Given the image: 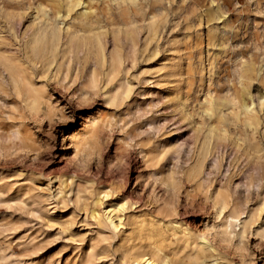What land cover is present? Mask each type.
<instances>
[{
    "label": "rangeland",
    "instance_id": "rangeland-1",
    "mask_svg": "<svg viewBox=\"0 0 264 264\" xmlns=\"http://www.w3.org/2000/svg\"><path fill=\"white\" fill-rule=\"evenodd\" d=\"M152 244L264 264V0H0V264Z\"/></svg>",
    "mask_w": 264,
    "mask_h": 264
},
{
    "label": "bare ground",
    "instance_id": "bare-ground-1",
    "mask_svg": "<svg viewBox=\"0 0 264 264\" xmlns=\"http://www.w3.org/2000/svg\"><path fill=\"white\" fill-rule=\"evenodd\" d=\"M61 32V31H60ZM50 36L51 37H54L55 34L53 33V31L51 30L50 32ZM117 210V209H116ZM108 218V221L111 223L112 222V219L110 217H107ZM121 221V220H120ZM115 222V221H114ZM186 223V222H185ZM170 225L175 228L176 226H180V224L177 222V221H171L170 222ZM187 228V227H186ZM165 246V244H164ZM194 247V246H193ZM126 251V250H125ZM128 251V249H127ZM161 252V248L159 247V245L157 244H152L151 248L145 252H143L141 255L144 259V261L147 263V264H153V260H152V257L156 256L160 259V264H167V260L165 258H163L160 254ZM166 255V254H165ZM190 255V254H189ZM164 256V255H163ZM217 263V262H216Z\"/></svg>",
    "mask_w": 264,
    "mask_h": 264
}]
</instances>
